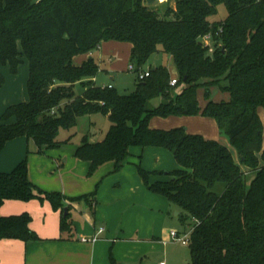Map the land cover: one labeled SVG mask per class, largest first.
I'll return each mask as SVG.
<instances>
[{
    "label": "trees",
    "instance_id": "trees-1",
    "mask_svg": "<svg viewBox=\"0 0 264 264\" xmlns=\"http://www.w3.org/2000/svg\"><path fill=\"white\" fill-rule=\"evenodd\" d=\"M170 1L162 10L147 0H0V63L13 75L25 61L30 66L29 100L10 106L1 117L0 152L19 137L34 140L41 151L58 149L76 136L61 141V131L75 130L81 118L108 117L104 138L84 136L75 151L77 159L89 163V175L108 162L121 172L132 147L171 151L181 168L167 172L170 180L151 181L153 173L164 171L139 166V172L149 190L181 209L178 217L191 230L189 264H264V0H175L174 6ZM222 4L227 19L211 22ZM113 40L133 45L130 63L137 74L159 56L148 69L150 77H137L131 93L96 85L95 58L74 63L76 56ZM5 84L0 70V90ZM216 91L229 98L216 99ZM157 98L163 102L151 107ZM199 113L216 120L239 161L221 142L184 127L150 126L154 117ZM243 167L254 174L251 180ZM219 183L225 184L221 194L215 191ZM100 185L77 198L46 192L30 180L24 160L0 174V209L9 200H49L62 212V231L69 232L73 220L70 212L65 215L66 208L71 210L66 201L97 204ZM31 222L27 212L0 214V241L40 240ZM112 264L120 263L112 258Z\"/></svg>",
    "mask_w": 264,
    "mask_h": 264
},
{
    "label": "crops",
    "instance_id": "crops-1",
    "mask_svg": "<svg viewBox=\"0 0 264 264\" xmlns=\"http://www.w3.org/2000/svg\"><path fill=\"white\" fill-rule=\"evenodd\" d=\"M125 45L127 46L128 60L130 62L133 49V45L130 43L111 41L109 44L104 42L101 48L108 46L110 53H118L121 47ZM90 55V53L78 55L75 57L74 63L80 66L90 58ZM158 59L159 56H157L156 60ZM156 64L153 66L155 67ZM172 65V61H169V69L171 68V71H173V68L175 69V66L173 65L172 67ZM129 66H131V63ZM0 70L6 76V84L0 90L1 124V117L10 106L29 100L28 81L30 66L28 61H25L20 66L19 73L16 75L11 73L9 66H3L1 63ZM103 70L94 79L95 84L98 86L113 85L116 87L113 83L99 84V81L105 75H109L112 72L108 68H104ZM111 80H114V75H111ZM94 116L86 117L92 119ZM105 118L108 119V117ZM93 123L91 121V124ZM102 139L101 136L95 134L94 139L92 138L91 140L101 141ZM60 148L47 149L44 147L41 151L35 141L27 137H19L12 140L0 152V174L10 173L22 161L28 160L30 180L46 192H59L68 198H77L94 192L95 183L89 178L88 174L89 163L77 159L75 157L76 150L73 151L71 156L69 153L58 152L57 150ZM147 148L156 151L160 155V158L163 157L162 155H166V149ZM57 153L59 154V160L62 158L61 155L69 154L65 162H72V167H75L74 173H70L69 169H58L59 160L56 158ZM133 156L135 157L136 155L132 154L130 159ZM138 156L139 154L136 157ZM108 163L114 164V162ZM50 170H52V173L49 172ZM57 170L60 172L55 174L58 172ZM148 171L150 170L148 169ZM170 179L157 178L155 175L151 176L152 182ZM123 181L126 182L127 178ZM111 186L112 184H108L99 193V201L97 204L96 201H93L92 206L86 201H66L71 206L69 212L73 220V229L69 232L62 231V212L61 210H55L49 200L40 201L33 199L28 202L19 200L6 201L0 209V214L2 216H9L25 212L29 213L32 217L30 226L38 234L40 240L29 242L17 239L1 240L0 264H112V258L120 264H147V234L149 238L152 236L150 238L151 241L166 245L173 242L170 236L171 231L176 230L179 233H185V231L177 229L169 231L166 227L171 215L169 212L168 215L161 214V223L157 224L156 221L148 231L147 224L143 227L133 228L130 231L125 230L120 226L123 223H119L118 225L120 212L117 210V198L123 192L121 189H112ZM132 186H134L131 187L134 193L138 192L139 197H143V203L147 205V187L144 181H141L139 176H136ZM166 199V197L155 194L152 203L158 210L168 209L169 203L167 201L169 200ZM162 212L164 213V211ZM179 214L180 212L176 215L179 216ZM101 228H105L103 233H99ZM92 238H97V240L95 242L83 241V239ZM163 261L165 260L161 259L159 264Z\"/></svg>",
    "mask_w": 264,
    "mask_h": 264
},
{
    "label": "rangeland",
    "instance_id": "rangeland-1",
    "mask_svg": "<svg viewBox=\"0 0 264 264\" xmlns=\"http://www.w3.org/2000/svg\"><path fill=\"white\" fill-rule=\"evenodd\" d=\"M168 2L169 0H158L154 5L161 8L162 10H165ZM170 3L174 6L175 0H171ZM228 15L229 12L227 6L222 4L218 7V13L212 16L210 20L213 23L222 22L227 19ZM107 43L110 44L111 41H107ZM108 48V46H103V48L100 47L99 49L90 53V57L95 58L97 64L99 65L100 73L101 71H104V68H108L110 71H112L109 75H105V77H103L99 81V84L113 83L116 88L122 93L133 92L136 88L138 74L135 71L128 70L130 68V62L128 60L129 58L127 46H122L121 50L118 53H110V49ZM113 60H115V62H113ZM157 62L158 60H156L155 58L150 59L144 66V70H148L151 65H154ZM113 64H115V66H113ZM172 70V75L176 76V70L174 68ZM111 75H114V80H111ZM78 89L79 91H82L80 87H78ZM181 90L182 86L174 88V93L180 92ZM215 95L216 99L220 101L229 98L226 94L220 91H216ZM199 101L201 109L203 110L206 105L204 89H202L199 93ZM162 102V98H157L152 101L150 105L151 107H157ZM260 116L264 123V107L260 109ZM90 120L94 123L91 124ZM110 125V121L102 115H95L92 119L83 117L80 119L79 124L75 130L71 132L64 130L61 131L60 140L66 141L71 136V134L74 133H76V136L71 142L63 144L57 151L60 153H69L72 156L73 151L76 150V148L82 143L84 136H88L90 139H94V135L97 134L98 136L104 138V136L110 129ZM150 126L152 128L164 130L184 127L188 129L190 133L201 134L207 139L217 140L221 142L223 145L230 148V150L236 156L237 161H239L236 150L231 145L229 138L225 134L221 133L216 120L211 117L204 116L202 113L196 115H173L168 118L154 117L151 120ZM165 151L166 155H162L163 157L160 158V155L156 151H152L151 149L138 146L132 147L131 153L135 154L136 156L139 154V156H133L132 159L128 160L121 172H114L115 165L113 163H106L95 174L89 175V178H91V180H93L95 183L93 191H96L97 185L99 183L101 184L97 192L98 201L99 193L103 191V189L108 184H112V189H121L123 193L117 198V210L120 212L118 225L119 223H123L120 226H122L127 231H130L133 228H137L139 226L143 227L146 224L148 231L151 225H154L156 221L157 224L161 223V214L168 215V212L169 214H171L169 222L166 225L169 231L177 229L187 232L190 230L188 226L183 225L180 218L176 215L178 212H182L177 205L167 201L169 203V208L158 210V208L152 203L155 195L153 191L147 188L146 205L143 203V197H139V193H134V190L131 189V187H134L132 186V183L134 182L136 176H139V179L143 181V178L141 177L139 172V166H142L147 170L149 169L150 172L164 171V174L155 175L153 173V176L155 175V177L161 179H170L171 176L168 175L167 172L178 170L181 168V166L175 159L174 154L169 150ZM69 154L61 155V160H59V154L56 155V158L59 160L57 166L58 169H69L70 173H74L75 167H72V162H65V159ZM243 168L245 171H248L247 167ZM51 171L52 170H50L49 172L52 173ZM59 172L60 171L56 172L55 174H58ZM247 175L250 180L252 179V177H254V174L250 171L247 172ZM126 178L127 181L124 182L123 180ZM224 189L225 184L223 183H219L215 187V191L219 194H221ZM162 211H164V213ZM105 226H107V224H105ZM150 238H152V236ZM150 238L147 234V264H159L161 259H164L167 264H189L191 260V251L188 245H184L180 242H171L165 245L160 242H153L150 240Z\"/></svg>",
    "mask_w": 264,
    "mask_h": 264
},
{
    "label": "built area",
    "instance_id": "built-area-1",
    "mask_svg": "<svg viewBox=\"0 0 264 264\" xmlns=\"http://www.w3.org/2000/svg\"><path fill=\"white\" fill-rule=\"evenodd\" d=\"M204 40L207 43V45H210V46L212 45V36L211 35L205 36ZM129 70L130 71H135V67L131 65ZM138 77H139V79L144 80V79L150 77V71L149 70L148 71L147 70L146 71H140L138 73ZM177 83H178V80L175 79V78L171 81V85L172 86H176ZM109 87L112 88L113 85H109ZM104 231H105V228H101L99 230V233H103ZM190 234H191V230H189V231H187L185 233H179L178 231L173 230V231H171L170 236H171V239H172L173 242H180V243H182L184 245H188L189 244ZM96 240H97V238L83 239L84 242H86V241L95 242ZM160 264H167V262L163 261Z\"/></svg>",
    "mask_w": 264,
    "mask_h": 264
},
{
    "label": "water",
    "instance_id": "water-1",
    "mask_svg": "<svg viewBox=\"0 0 264 264\" xmlns=\"http://www.w3.org/2000/svg\"><path fill=\"white\" fill-rule=\"evenodd\" d=\"M157 1L158 0H147V3H148L149 6H153ZM178 1H180V0H178ZM68 213H69V209L66 208L65 209V215H67Z\"/></svg>",
    "mask_w": 264,
    "mask_h": 264
}]
</instances>
